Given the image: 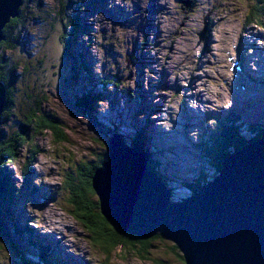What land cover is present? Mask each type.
Masks as SVG:
<instances>
[{
	"label": "rangeland",
	"instance_id": "rangeland-1",
	"mask_svg": "<svg viewBox=\"0 0 264 264\" xmlns=\"http://www.w3.org/2000/svg\"><path fill=\"white\" fill-rule=\"evenodd\" d=\"M258 2L23 0L8 46L0 40V66L10 63L17 75L7 96L0 82V143L16 152L0 167L3 187L13 189L11 196L0 192V264L185 263L159 232L149 255H106L71 214L66 183L79 185L84 166L99 169L112 144L132 152L126 164L142 160L157 193L178 203L220 176L229 156L260 141L232 150L218 172L204 158L226 112L237 114L245 138L252 126L264 130ZM238 62L255 72L251 80Z\"/></svg>",
	"mask_w": 264,
	"mask_h": 264
},
{
	"label": "water",
	"instance_id": "water-1",
	"mask_svg": "<svg viewBox=\"0 0 264 264\" xmlns=\"http://www.w3.org/2000/svg\"><path fill=\"white\" fill-rule=\"evenodd\" d=\"M21 3L0 0V40L5 25L18 15ZM2 93L0 86V114ZM262 142L237 151L239 159L234 153L224 161L221 175L208 184L217 195L201 191L178 203L165 202L161 192L157 193L142 160L143 168L134 176L135 169L129 168L133 160L126 164L132 152L120 153L111 144L108 159L92 177L102 216L112 226L139 238L153 237L163 228L168 233L162 236L178 246L186 264H208L198 258L203 254L211 257L213 264H264V156L261 162L256 161L259 152L264 154ZM255 153L256 158L252 157ZM241 158H253L256 167H237ZM112 179H120L121 184L117 186ZM136 199L141 200L139 205ZM143 222L145 226L137 227Z\"/></svg>",
	"mask_w": 264,
	"mask_h": 264
},
{
	"label": "trees",
	"instance_id": "trees-1",
	"mask_svg": "<svg viewBox=\"0 0 264 264\" xmlns=\"http://www.w3.org/2000/svg\"><path fill=\"white\" fill-rule=\"evenodd\" d=\"M261 2L264 4V0H259L258 4H261ZM253 14L254 13L251 12V15ZM253 17H256V15ZM17 21L18 20L16 19H11L8 25L4 28L3 32L5 35V40L2 42L3 45H7L9 43L11 39L10 29L16 24ZM263 25L264 24H262V21L258 24V26ZM9 64L7 67L0 66V82L3 83L5 87L6 84L9 83V81H14L17 77V75H15V73L13 72L14 68L9 66ZM2 69H4V71ZM7 92L8 87H6V96ZM228 115L230 118L227 120ZM235 115L237 114L234 112L230 113V111L226 113V117H222L219 124L218 122H216V125L218 124L216 127L218 131H215L212 134V139L209 142L206 140V142L209 144L206 145V147H208V150L204 151V158L207 159L209 164H211V166L215 168V171L217 169V172L220 170L223 159L227 157L232 150L236 151L243 148V146L248 143L249 140L242 135L243 132H241V124L238 120H236ZM237 119H239V116L237 117ZM225 120L229 121V123H225ZM257 129V126H252L250 128V133L253 134L255 138L264 136V130L261 129V131H259ZM252 139L254 138L252 137ZM203 145H205V143L201 142L200 146L203 147ZM15 155L16 152L14 145H9L4 142L0 143V167H4L6 163L12 161ZM148 162L150 163V160ZM98 167L99 165L88 167L84 166L82 171H79V175L82 176L79 185L71 184L70 182L66 183V187H68V189L70 190L71 195V198L68 201L69 207L71 205L70 208H72L71 214L74 215V218L76 220L81 221L84 228H86V230L89 232L92 243L99 246L106 255H108L111 251L120 253L121 251L129 250L132 251V256L134 255L137 258L144 257V255H149L150 248L154 246V243L156 242L155 240H162V237L157 235L150 239H140L133 235L123 233L117 227L112 226L101 215L98 199L96 198V195L91 186V178L93 177ZM1 181L2 180L0 177V192L9 194L11 196L13 189L9 186L7 188H5V186L3 187V185L5 184H2L3 181ZM201 182H206L205 178H203L201 181H198V184H195L193 186L191 192H196L199 189V186L202 184ZM6 198L7 196L5 195V197H2V200L5 201ZM43 248L44 247H41L39 251L44 255L47 252H45ZM173 249L176 252L175 255L177 259L181 263H184L183 256L178 251L175 245H173ZM41 258H44V256H42ZM50 260H48L47 262L43 259L45 263L53 264ZM162 263L163 262L160 261V264Z\"/></svg>",
	"mask_w": 264,
	"mask_h": 264
},
{
	"label": "bare ground",
	"instance_id": "bare-ground-1",
	"mask_svg": "<svg viewBox=\"0 0 264 264\" xmlns=\"http://www.w3.org/2000/svg\"><path fill=\"white\" fill-rule=\"evenodd\" d=\"M22 2H23V0H22ZM21 5H22V3H21ZM20 5V6H21ZM19 6V7H20ZM18 7V8H19ZM260 8V7H259ZM252 11V10H251ZM254 11V10H253ZM77 12V11H76ZM259 12V9H258V11L256 12V13H258ZM251 13V12H250ZM255 13V12H254ZM256 15V14H255ZM2 40H5V38H3ZM239 64H236V67H237V71L239 70V71H242V74L247 78V79H250L251 80V75H255V72L254 73H248V71L246 70V68H243L242 67V65H241V62H238ZM2 74V73H1ZM240 74H237V76H239ZM88 78V77H87ZM2 88V87H1ZM3 94H5L6 95V92H4ZM91 97V96H90ZM3 108H4V104H3ZM3 110V109H2ZM4 119V118H3ZM4 122V121H3ZM1 123V122H0ZM249 127V126H248ZM260 127V126H259ZM259 127H257V128H259ZM248 133H250V131H248ZM2 135V134H1ZM250 135H251V137L250 138H247V139H249L248 140V143H246V144H249V142L250 141H252V140H264V136H261V137H256L255 138V136L253 135V134H251L250 133ZM113 136H115V135H113ZM252 137L254 138V139H252ZM114 138V137H113ZM253 142H255V141H253ZM110 146V145H109ZM114 146V145H113ZM244 147V146H243ZM118 148H120V147H117V146H115L114 147V149L116 150V149H118ZM121 149V148H120ZM237 152V151H236ZM226 156V155H225ZM142 157L144 158V160L146 159V157H145V155H142ZM236 157L239 159V156H238V154H236ZM225 159V158H224ZM253 158H249V159H247V158H244V159H242L241 158V160L238 162V164L236 165L237 167H239V166H244V168L245 169H250V168H255L256 167V163L255 162H253ZM260 162H261V159L259 158L258 159ZM228 161V160H227ZM256 161H257V158H256ZM142 161H139V162H136V163H132V165H133V167H129L130 169H135V171L133 172V175L135 176V173H137L138 172V170L139 169H141V168H143V165H141L140 163H141ZM144 163V162H143ZM139 164H140V166H139ZM127 165H129V164H127ZM149 170V169H148ZM150 170H153V172H154V168H150ZM113 181H115L116 183H117V186H119L118 184H121V181H120V179H117V180H114V179H112ZM145 182V181H144ZM143 183V182H142ZM151 185H153V184H151ZM201 191H204V192H207V194L208 195H217V193H216V191H214V189H213V185H209V186H206V187H203L200 191H198L197 193H195L193 196H195V195H198V194H200L201 193ZM164 193V192H163ZM161 196H162V198H163V200H165L166 199V196H164V195H162L161 193H159ZM14 195V194H13ZM97 197V196H96ZM165 198V199H164ZM98 199V198H97ZM139 202L141 203V200H139V199H136V204L137 205H139ZM165 202H168L167 200L165 201ZM99 205H100V203H99ZM100 211H101V207H100ZM102 214V213H101ZM105 218V217H104ZM106 219V218H105ZM152 219V218H151ZM107 220V219H106ZM147 223V222H146ZM2 224V223H1ZM150 226V224H146V226ZM142 226H145V223L143 222V223H141V224H138L137 225V227H142ZM121 232V231H120ZM162 234H166V233H168V231H166L165 232V230L162 228L161 229V231H160ZM161 234V235H162ZM139 238V237H138ZM149 238H151V237H149ZM144 239H147V238H144ZM152 246V245H151ZM151 252V251H150ZM198 258H200V261L202 260L203 262H205V263H208V264H213L212 262H213V259L211 258V257H209L208 255H199V257ZM197 258V259H198ZM196 259V260H197ZM210 261V262H209Z\"/></svg>",
	"mask_w": 264,
	"mask_h": 264
}]
</instances>
